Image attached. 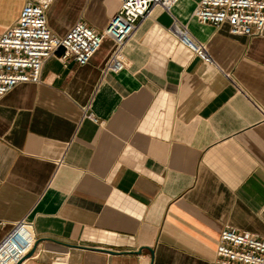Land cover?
<instances>
[{
  "label": "crops",
  "instance_id": "1",
  "mask_svg": "<svg viewBox=\"0 0 264 264\" xmlns=\"http://www.w3.org/2000/svg\"><path fill=\"white\" fill-rule=\"evenodd\" d=\"M199 1L155 7L120 72L104 37L87 64L58 51L41 82L0 96V241L23 219L36 237L21 264H212L226 227L264 239V36L200 23ZM25 2L0 0V33ZM120 3L53 0L48 26L103 31Z\"/></svg>",
  "mask_w": 264,
  "mask_h": 264
},
{
  "label": "built area",
  "instance_id": "2",
  "mask_svg": "<svg viewBox=\"0 0 264 264\" xmlns=\"http://www.w3.org/2000/svg\"><path fill=\"white\" fill-rule=\"evenodd\" d=\"M53 0H26L16 23L0 33V96L20 83H39L45 63L51 57L67 65L74 61L87 64L100 49L104 37L114 42L106 70L120 72L128 65L124 49L141 21L155 7L172 15L179 0H120V7L103 31L78 21L64 35L53 34L47 12ZM193 16L200 23L220 27L227 24L232 35L264 36V0H200ZM170 32L182 45L207 63H214L207 46L195 40L187 25L173 17ZM89 118L99 120L94 113ZM36 243L33 224L15 223L0 241V264H21ZM212 264H264V239L249 233L222 230Z\"/></svg>",
  "mask_w": 264,
  "mask_h": 264
},
{
  "label": "water",
  "instance_id": "3",
  "mask_svg": "<svg viewBox=\"0 0 264 264\" xmlns=\"http://www.w3.org/2000/svg\"><path fill=\"white\" fill-rule=\"evenodd\" d=\"M149 250H150V252L152 253V249H149ZM32 253H33V251H32V252H30L28 256H31V255H32ZM19 264H20V263H19Z\"/></svg>",
  "mask_w": 264,
  "mask_h": 264
},
{
  "label": "bare ground",
  "instance_id": "4",
  "mask_svg": "<svg viewBox=\"0 0 264 264\" xmlns=\"http://www.w3.org/2000/svg\"><path fill=\"white\" fill-rule=\"evenodd\" d=\"M57 264V263H56Z\"/></svg>",
  "mask_w": 264,
  "mask_h": 264
}]
</instances>
